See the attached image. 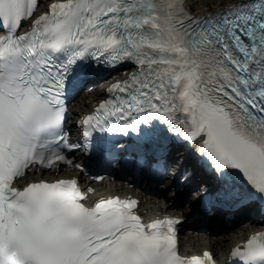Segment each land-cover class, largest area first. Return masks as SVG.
<instances>
[{"label": "snow or ice", "instance_id": "obj_1", "mask_svg": "<svg viewBox=\"0 0 264 264\" xmlns=\"http://www.w3.org/2000/svg\"><path fill=\"white\" fill-rule=\"evenodd\" d=\"M121 68L75 143L66 96ZM183 142L211 174L197 195L208 213L264 206V0L203 13L184 0H0V264H217L180 252L182 216L143 222L134 197L86 203L76 177L21 183L76 148L163 178ZM229 260L264 264V227Z\"/></svg>", "mask_w": 264, "mask_h": 264}, {"label": "bare ground", "instance_id": "obj_2", "mask_svg": "<svg viewBox=\"0 0 264 264\" xmlns=\"http://www.w3.org/2000/svg\"><path fill=\"white\" fill-rule=\"evenodd\" d=\"M227 2V0H225ZM205 2H211V9H215L217 6L221 4V0H205ZM205 4H200L195 7V13H201L205 11ZM99 89H94L91 92V96L99 95ZM86 95V94H85ZM87 97V96H85ZM89 107L87 103H83L81 106L82 109L85 107ZM57 173L72 175L75 173L73 167L62 168V167H54L50 170L36 169L34 172L29 171L28 176L23 180L26 181L31 178H39L42 176H46L48 178H53ZM87 184V182H84ZM94 186L99 190L96 194H103L109 192H117V191H126V192H135L136 190L124 185H114L110 182V179L105 180L101 183H96ZM153 192L157 195H144L142 196L141 202V210L144 215L148 214H157V213H165L173 211L176 206L173 202V198H170L169 192L164 190L163 187H159ZM95 194V195H96ZM257 218H251L244 223L239 224L236 227L230 228L227 230V225L223 226L224 230L218 234L214 235L211 233H193L191 234L186 242V249H190L191 252L198 251L200 252L202 249L207 248L211 249L217 257L221 254H225L229 248V246L238 241L239 239L244 238L246 233L253 229L255 223L257 222ZM230 226V225H229Z\"/></svg>", "mask_w": 264, "mask_h": 264}, {"label": "rangeland", "instance_id": "obj_3", "mask_svg": "<svg viewBox=\"0 0 264 264\" xmlns=\"http://www.w3.org/2000/svg\"><path fill=\"white\" fill-rule=\"evenodd\" d=\"M226 1L225 0H221V4H224ZM200 4H205L206 6H209L211 4V2H197L195 5H194V8L197 6V5H200Z\"/></svg>", "mask_w": 264, "mask_h": 264}]
</instances>
